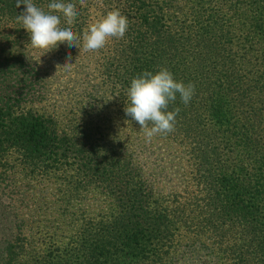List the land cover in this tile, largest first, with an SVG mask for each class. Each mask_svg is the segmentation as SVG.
<instances>
[{
	"label": "trees",
	"instance_id": "obj_1",
	"mask_svg": "<svg viewBox=\"0 0 264 264\" xmlns=\"http://www.w3.org/2000/svg\"><path fill=\"white\" fill-rule=\"evenodd\" d=\"M51 2L33 0L45 12ZM63 2L76 4L72 29L79 37V48L62 43L54 49L65 58L82 53L89 25L108 11L119 9L129 18L125 36L109 39L101 63L121 102H129L131 81L145 71L167 68L176 81L195 85L187 105L177 95L169 110L180 109L175 131L194 145V176L204 187L207 212L222 221L214 227L219 252L205 248L207 257L211 264L223 257L264 264V0ZM25 7L0 0V195L19 188L6 171L13 178L23 172L55 181L46 212L59 217L49 222V252L25 256L21 238L8 239L0 264H180L169 216L154 191L146 192L145 182L131 174L128 152L102 135L93 141L89 128L62 130L55 117L19 106L35 85L41 88L22 45L30 36L17 21ZM12 153L20 171L9 159L3 163ZM13 183L18 186L15 178ZM84 192L103 194L104 200H88ZM94 208L99 210L93 216L85 211ZM9 225L22 228L24 220ZM194 252L195 264L202 257Z\"/></svg>",
	"mask_w": 264,
	"mask_h": 264
},
{
	"label": "rangeland",
	"instance_id": "obj_2",
	"mask_svg": "<svg viewBox=\"0 0 264 264\" xmlns=\"http://www.w3.org/2000/svg\"><path fill=\"white\" fill-rule=\"evenodd\" d=\"M91 13L95 15L94 8ZM99 13H102L101 7ZM109 44L108 40L103 49L95 52L83 50L80 55L71 58L70 65H66L67 58L61 56L60 50L45 53L34 48L30 40L23 42L24 53L35 70L31 75L39 77L41 88L35 85L30 96L18 104L29 111L55 117L62 130L70 131L74 126H81L90 129L93 141H97L98 136H104L110 145L117 142L119 149L123 153L128 152L132 159L129 168L133 169L131 174L136 176L135 180L138 178L145 182L148 186L146 192L154 191L153 199L159 200L161 208L168 214L173 250L180 264H194V251L196 256L201 255L205 264H211L207 257L209 250L205 248L219 252L215 246L218 231L214 227L222 221L207 212L211 209L206 204L204 187L196 182L198 178L194 176V145L181 130L156 135L149 140L144 129L125 114V107L130 102L118 99L115 86L107 84V76L101 69L103 58L109 53ZM0 88L4 89V86ZM126 99L128 101V97ZM96 126L100 130H95ZM8 159L9 165L20 171V166L13 161L16 160L15 153L9 154L3 163ZM6 173L12 181L11 185L19 188L16 193L0 195V250L6 240L21 238L25 256L43 255L51 250L49 238L52 229L49 222L59 217L58 214L50 215L51 209L46 212L55 195L56 182L41 181L36 175L25 177L21 172L22 176L14 175L18 184L14 186L11 172ZM136 186H139L137 182ZM84 193V198L88 200H104L103 194ZM98 210L85 211L93 216ZM17 218L24 220L22 228L21 225H9V220L17 221ZM221 225L225 228L224 224ZM201 259L197 256L195 264L202 262ZM219 264H238V261L223 257Z\"/></svg>",
	"mask_w": 264,
	"mask_h": 264
},
{
	"label": "clouds",
	"instance_id": "obj_3",
	"mask_svg": "<svg viewBox=\"0 0 264 264\" xmlns=\"http://www.w3.org/2000/svg\"><path fill=\"white\" fill-rule=\"evenodd\" d=\"M25 5V10L17 16V21L30 36V43L34 48L48 53L62 43L68 47L79 48L78 35L73 31L72 24L78 15L76 4L65 3L63 0H52L48 4V11L37 7L33 0H16V7ZM65 18L66 27L61 26L60 15ZM129 28V18L119 9L108 11L101 20L89 25L84 34V50L99 51L103 49L110 38L122 39ZM69 53L65 64L70 65ZM195 94V85L185 84L174 79L173 74L162 68L156 74L145 71L134 78L128 91L129 105L125 107V114L135 121L145 131L151 140L156 135H166L175 131L176 117L180 109L169 110L179 95L181 101L187 105ZM151 125V126H150Z\"/></svg>",
	"mask_w": 264,
	"mask_h": 264
}]
</instances>
